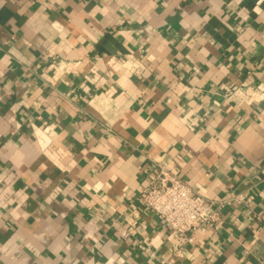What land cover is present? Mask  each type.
Wrapping results in <instances>:
<instances>
[{
	"label": "crops",
	"instance_id": "obj_1",
	"mask_svg": "<svg viewBox=\"0 0 264 264\" xmlns=\"http://www.w3.org/2000/svg\"><path fill=\"white\" fill-rule=\"evenodd\" d=\"M160 166L221 227L140 205ZM0 264H264V0H0Z\"/></svg>",
	"mask_w": 264,
	"mask_h": 264
},
{
	"label": "built area",
	"instance_id": "obj_2",
	"mask_svg": "<svg viewBox=\"0 0 264 264\" xmlns=\"http://www.w3.org/2000/svg\"><path fill=\"white\" fill-rule=\"evenodd\" d=\"M235 198H207L196 191L187 179L160 166L148 175L147 183L136 200L184 242L190 241L196 231L221 227L220 211Z\"/></svg>",
	"mask_w": 264,
	"mask_h": 264
}]
</instances>
